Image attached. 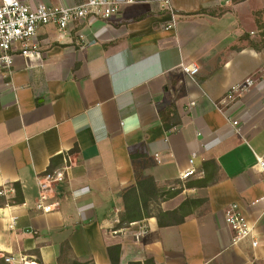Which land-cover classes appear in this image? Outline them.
<instances>
[{
    "label": "crops",
    "instance_id": "crops-1",
    "mask_svg": "<svg viewBox=\"0 0 264 264\" xmlns=\"http://www.w3.org/2000/svg\"><path fill=\"white\" fill-rule=\"evenodd\" d=\"M37 39L40 61L18 55L0 71V189L19 185L23 195L14 204L16 193L0 197V259L60 264L64 247L81 263L110 264L108 249L119 246L121 264H264V0H173L171 10L136 0L110 21L47 26ZM250 78L254 86L220 111ZM65 157L72 165L54 190L60 207L39 213L37 177ZM191 169V180H214L162 205L173 211L187 193L202 199L184 222L161 226L152 214L117 228L125 191L146 178L168 188ZM233 204L257 247L251 238L233 244Z\"/></svg>",
    "mask_w": 264,
    "mask_h": 264
},
{
    "label": "built area",
    "instance_id": "built-area-1",
    "mask_svg": "<svg viewBox=\"0 0 264 264\" xmlns=\"http://www.w3.org/2000/svg\"><path fill=\"white\" fill-rule=\"evenodd\" d=\"M173 0H160L163 9L171 10ZM136 0H79L72 6L54 7L38 5L31 8L20 0H0V71L10 70L15 62L16 56H22L30 61L42 59V49L37 39L41 28L54 26L61 32L76 24L87 20L110 21L117 17L124 6L134 4ZM182 69L190 76H195L199 68L193 65H183ZM250 78L244 82L234 85L218 103L217 108L228 114L232 106L247 93L255 84ZM235 125L238 122H234ZM194 161L191 160V164ZM71 160L65 157L63 165L45 171L37 177L39 186V197L34 204V209L42 214L58 211L60 202L56 199L55 188L67 180V172L71 168ZM257 166L261 173L264 184V155L257 156ZM191 169L183 173L181 180L188 179L195 174ZM16 193L14 187L3 186L0 189V197L9 198ZM226 222L233 230V244H238L245 239L251 238L252 246L257 247L258 240L254 229L238 204H233L226 212ZM8 264H39L13 263L14 259L5 257Z\"/></svg>",
    "mask_w": 264,
    "mask_h": 264
},
{
    "label": "trees",
    "instance_id": "trees-1",
    "mask_svg": "<svg viewBox=\"0 0 264 264\" xmlns=\"http://www.w3.org/2000/svg\"><path fill=\"white\" fill-rule=\"evenodd\" d=\"M169 111L170 114L176 115V111L173 107H171ZM206 165H207L205 167L206 170L207 167H211L212 170L211 177L216 176L218 171L217 168L218 166L216 165V163L214 161H211ZM213 180H214L213 178H210L208 175H206L203 179L196 181L195 184L190 185L188 188L191 189V188L206 187ZM15 190H16V198L14 200H11V203L14 204L15 202L17 203L23 202L21 187L19 185H16ZM160 190L161 188L157 186L153 178H146L143 180H139L134 187L129 188L127 191H125L123 195L125 210L120 217V221L119 224L117 225V228H124L133 222H137L139 220H142L143 218L150 217L152 214H154L153 212L150 211L149 204L151 203L152 200L156 199V197L160 193ZM178 192L179 190L169 194L170 198L175 196ZM191 202H197V201L194 200ZM187 204L188 203L185 202L178 209L173 211H168V212H164L163 210L159 211L158 214H156L159 220V224L161 226H165V225H176L184 222L185 218L192 213V211L190 212L189 210L186 209ZM180 213L181 214L183 213L182 217L179 215ZM62 251H63V255L60 259V264L65 254L64 247ZM108 253L111 261L110 264H121L120 263L121 248L119 246L110 247L108 249ZM38 263L42 264L41 261H39ZM0 264H6L5 259H0ZM72 264H92V263H80L75 261ZM130 264H141V263H130ZM144 264H154V263H152V261L151 262L147 261Z\"/></svg>",
    "mask_w": 264,
    "mask_h": 264
},
{
    "label": "rangeland",
    "instance_id": "rangeland-1",
    "mask_svg": "<svg viewBox=\"0 0 264 264\" xmlns=\"http://www.w3.org/2000/svg\"><path fill=\"white\" fill-rule=\"evenodd\" d=\"M196 181H198V180H193V179L191 180L188 178V179H184V180H180V181L171 183L168 188H161L160 193L158 194L156 199L152 200L151 203L149 204L150 211L153 212L154 214H158V212L162 210V205L164 203H167V202L169 203L171 200H173L179 194H181L182 191L189 189L188 187L192 184H195ZM174 189H176V190H174ZM172 190H174V191L179 190V192L175 196L170 198L169 194L174 193V191H172ZM191 195L192 194H188V193L184 194V196L182 198L183 200L180 202V204L182 205L183 203L187 202L188 204H187L186 209L189 210L190 212L191 211L194 212L203 204L204 201L202 199H193ZM194 200L197 201L198 203L197 202H191ZM199 201H201V202H199ZM179 215L182 217L183 213L182 214L180 213ZM64 253L65 254L61 260V264H72L75 261L79 262L78 260L74 259L71 256V252L65 251ZM6 264H8V263L6 262Z\"/></svg>",
    "mask_w": 264,
    "mask_h": 264
}]
</instances>
